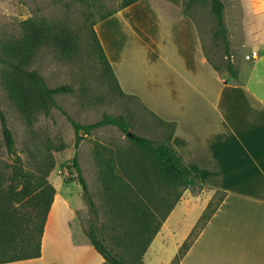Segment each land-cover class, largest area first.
Wrapping results in <instances>:
<instances>
[{"label":"crops","instance_id":"0c3cea01","mask_svg":"<svg viewBox=\"0 0 264 264\" xmlns=\"http://www.w3.org/2000/svg\"><path fill=\"white\" fill-rule=\"evenodd\" d=\"M149 1L158 4L157 21L144 9ZM136 6L142 14L132 10ZM144 17L151 20L142 29L138 20ZM95 29L122 89L176 122L172 141L185 163L209 189L225 193L178 264H264V56L247 71L244 58L239 65L233 61L236 75L223 76L194 20L172 0H139L99 20ZM182 203L192 204L177 203L146 251L145 264L156 240L168 243V221ZM62 214L67 222L68 200L58 193L41 255L0 264H101L103 256L70 220L66 228L58 226ZM200 215L191 219L178 249Z\"/></svg>","mask_w":264,"mask_h":264},{"label":"rangeland","instance_id":"374dc122","mask_svg":"<svg viewBox=\"0 0 264 264\" xmlns=\"http://www.w3.org/2000/svg\"><path fill=\"white\" fill-rule=\"evenodd\" d=\"M121 1L0 0V46L6 40L20 38L23 34V21L28 18L46 19L67 27L76 37V51L72 55L63 56L56 50L44 49L33 60L31 66L45 76L50 86L68 85L70 90L56 95L62 108L54 107L50 115L40 114L32 126L26 122L9 98L1 81L3 65L0 64V200L1 193L8 190L12 182L18 156L22 158L26 171L39 175L42 162L49 157L47 142L52 141L55 145L65 142L64 149L53 150L55 166L50 172L49 180L55 186L56 194L59 193L68 200L70 225L75 232L88 237V231L91 228H98V233L103 235L110 245H114L113 229L106 211L104 183L96 157V148L103 144L105 155L108 156L111 151L117 152L129 148L132 146V141L127 133L118 126L106 125L93 129L92 133L86 135L81 141L79 149H76L75 128L70 117L88 124L101 119L106 113L122 115L130 123V130L133 133L152 139H160L165 130L156 115L144 109L141 99L126 98L120 94L112 78L106 76L100 62L93 29L96 23L101 20V16L119 8ZM172 1L183 8L188 2V0ZM223 1L225 3V22L233 53L232 59L239 65L241 58H244L247 62L244 65V71H247L254 60L246 58L249 52L258 49L260 56H264V0ZM157 8L158 4L152 1H149L148 6H144L153 21L159 19ZM132 10L143 13L138 6ZM135 12L132 16L136 17ZM189 13L200 31L210 60L220 68L223 76H231L227 69L228 57L225 53L224 43L221 38L216 39L213 36L217 20L211 11L210 4L195 2L189 6ZM150 18L144 17L142 20L139 18V28L143 29L144 26H148ZM142 23L145 25L143 26ZM239 69L237 67V70ZM1 113L7 117L16 140L13 150H9L5 143ZM76 153H78L83 174L95 201V209H91L85 201L83 188L79 181H67L69 175L77 174L76 171L70 174L68 169ZM20 187L19 184L17 188ZM174 196L169 198V204L174 201ZM157 197H161L160 194ZM221 197L222 192L213 189H204L199 194H194L190 189L185 190L180 201L187 202L189 200L192 204L178 205L168 221L169 227L166 229L168 243L163 244L156 240L151 246V259L147 264H165L174 254L175 257L185 241L178 249L177 245L186 236L191 219L201 212L196 230L199 229ZM13 199L7 202L9 204L12 201V206L18 208V211L33 210L29 202L19 203ZM7 202L4 201L2 204L6 205ZM169 204L164 203L162 209L165 210ZM155 211L159 213L157 209ZM204 213L207 215L202 217ZM64 217V214L59 216L58 226L61 228H66L67 224L69 225V220L65 222ZM171 228H175V233L169 232ZM115 247L118 246L115 245ZM10 254L9 250H1L0 259L6 258ZM174 257L169 264H175Z\"/></svg>","mask_w":264,"mask_h":264},{"label":"trees","instance_id":"16d2710c","mask_svg":"<svg viewBox=\"0 0 264 264\" xmlns=\"http://www.w3.org/2000/svg\"><path fill=\"white\" fill-rule=\"evenodd\" d=\"M137 1L139 0H122L119 8L101 16V20ZM195 2L210 4L211 11L217 20L213 36L216 39H222L228 57L227 69L231 74L236 75L225 22L224 1L188 0L187 5L184 6L186 15L191 16L189 6ZM93 35L106 76L112 78L122 96L140 99L122 89L95 28ZM44 49L56 50L63 56H70L76 51V37L67 27L46 19L28 18L23 21L22 36L6 40L0 46V64L3 65L2 84L9 98L31 126L40 114L50 115L54 107L62 108L56 95L70 90L68 85L50 86L45 76L31 66L34 58ZM214 66L220 70L217 65L214 64ZM143 106L144 109L156 115L160 124L164 126L165 130L160 139H152L134 132L133 137L129 136L132 146L125 150L111 151V154L108 153L106 156L103 144L96 148V157L104 183L106 211L112 224L114 240V245L108 244L105 237L98 233V228L93 227L88 231L91 244L104 258L101 264H143L146 251L164 221L180 201L183 192L190 189L194 194H199L202 190L211 188L190 169L174 146L172 138L176 122L164 120L145 103ZM70 119L75 128L76 149H79L81 141L95 128L116 125L127 133L131 126L122 115L112 113H106L101 119L88 124L72 117ZM1 120L5 143L9 150H13L16 140L4 113H1ZM46 146L49 157L42 162L41 174L35 175L26 171L22 158L18 156L12 182L8 190L1 193L0 249L9 250L11 254L1 258L0 262L41 255L44 228L56 194V188L49 180L50 172L55 166L53 150H62L66 144L60 142L55 145L52 141H48ZM68 169L70 174L73 171L77 174L69 175L67 181L78 180L82 185L85 201L91 209H95L96 204L83 174L78 153L74 155ZM19 184L21 187L18 189ZM158 194L161 197H157ZM173 195L175 199L169 204V198ZM224 197L225 193L222 192V197L196 230L200 219L197 221L174 257L175 264L181 261ZM11 199L19 203L27 201L33 210L18 211V208L12 206V201L8 204L7 201ZM4 201L7 202L6 205L2 204ZM164 203L169 204L165 210L162 209ZM205 215L207 213H204L202 217Z\"/></svg>","mask_w":264,"mask_h":264},{"label":"built area","instance_id":"2783aa9c","mask_svg":"<svg viewBox=\"0 0 264 264\" xmlns=\"http://www.w3.org/2000/svg\"><path fill=\"white\" fill-rule=\"evenodd\" d=\"M260 56V52L258 49H253L251 52H249L247 55H246V58L247 59H256L257 57Z\"/></svg>","mask_w":264,"mask_h":264},{"label":"water","instance_id":"95a60500","mask_svg":"<svg viewBox=\"0 0 264 264\" xmlns=\"http://www.w3.org/2000/svg\"><path fill=\"white\" fill-rule=\"evenodd\" d=\"M127 135L130 136V137H133V136H134V133H133L131 130H129V131L127 132Z\"/></svg>","mask_w":264,"mask_h":264}]
</instances>
